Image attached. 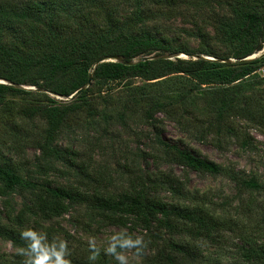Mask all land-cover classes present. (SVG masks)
Listing matches in <instances>:
<instances>
[{"label": "trees", "instance_id": "16d2710c", "mask_svg": "<svg viewBox=\"0 0 264 264\" xmlns=\"http://www.w3.org/2000/svg\"><path fill=\"white\" fill-rule=\"evenodd\" d=\"M21 1H0V110L12 122L9 133L2 128L7 122L0 125V200L9 220H0V239L16 250L0 264H24L26 257L19 250L26 248L27 241L21 238L22 231L40 232L38 227L43 228L44 223L77 210H83L88 228L115 227L127 230L133 239L138 238L136 233L140 235L144 246L139 256L145 257L147 264H200L202 257L194 243L216 241L221 232L237 235L241 242L236 250L239 263L264 264V243L257 244V235L251 238L239 229L236 233L228 219L208 209L205 195L192 193L185 181L160 169L166 165L215 176L226 172L215 162L163 141L164 122L158 118L164 115L182 133L218 150H224L223 143L228 145L232 140L244 149H255L249 137L236 133L234 122L245 120L264 132V104L253 96L255 86L264 85L257 73L264 66V56L248 60L264 51V0H218L227 12L217 19L214 37L199 32L197 49L149 33L136 34L134 28L145 24L148 16L141 1L135 0L134 22L129 17L121 22L113 17L110 5H99L106 7V15L97 14L92 24L100 18L102 21L93 27L81 23L74 30L71 24L56 23L59 15L71 12L72 0ZM80 1L86 6L94 4L92 0ZM9 34L18 35L17 40L8 38ZM210 40L224 50L218 53ZM184 54L188 58L181 57ZM104 58L112 60L98 63ZM90 77L92 83L88 85ZM136 80L142 85L135 86ZM113 83L126 86L127 96L118 100L119 108L99 111L90 94H102V87ZM195 93L205 115L191 100ZM11 97L22 101L21 106H11L7 100ZM99 97L103 104L112 101ZM80 111L97 117L96 121L77 117ZM192 115L193 120L188 118ZM207 117L212 119L208 126L199 124ZM35 120L45 124L40 132ZM79 124L96 133L99 129L107 132L112 126L150 127L159 147L154 146L149 156L159 167L150 173H133L116 193L90 188L96 177L89 155L94 147L89 139L81 141L82 149L60 145V140L73 134ZM29 147L40 156L33 165L21 167L12 153L23 155ZM61 172H66L64 176L73 174L78 184L75 180L59 185L51 179L52 173ZM227 176L251 193L261 188L255 178L240 180L234 172ZM15 195L22 199L20 209L12 206ZM44 230L42 234L49 241L57 240ZM92 251H72L69 259L72 264H117L105 254L90 261Z\"/></svg>", "mask_w": 264, "mask_h": 264}, {"label": "rangeland", "instance_id": "374dc122", "mask_svg": "<svg viewBox=\"0 0 264 264\" xmlns=\"http://www.w3.org/2000/svg\"><path fill=\"white\" fill-rule=\"evenodd\" d=\"M1 1V0H0ZM17 2V0H14ZM25 1V4L29 0ZM92 6H86L82 1L72 0L70 4L71 12L67 15H59L60 18L56 23L69 26L72 25L73 30L81 23L92 24L97 14L102 15L106 7H112V15L119 21H124L125 18H130L134 22L133 9L137 2L135 0H92ZM141 1L144 9L148 12L147 22L143 25L136 26L134 31L140 35L142 33H149L156 37H163L174 40L176 44H187L190 49H197L200 45L199 32L205 36L214 37V25L217 19L221 18L227 11L222 9L218 0H137ZM96 4V6H94ZM171 9V10H169ZM169 10V11H168ZM59 14V13H57ZM103 14V16H105ZM154 15V16H152ZM171 15V16H170ZM170 16V17H169ZM102 18L96 20L101 22ZM92 24V27L96 23ZM66 23V24H65ZM70 35H74L72 32ZM18 35L9 34L8 38L12 41L17 40ZM31 40L30 38H26ZM211 46H214L218 53H221L224 48L220 44H215L210 40ZM261 55L258 54L257 56ZM188 58L187 55H182ZM256 59V58H255ZM260 77V76H259ZM262 78V77H260ZM264 79V78H263ZM93 85V84H92ZM141 86L142 82L135 81V86ZM256 92L254 97L264 104V85L255 86ZM27 90L35 91L34 87H25ZM251 89L246 92L250 93ZM51 97H55L51 93L42 92ZM100 94L94 91L90 94L91 101L96 104L97 109H113L118 106V100L123 96L126 97L128 88L122 83H113L103 86ZM103 95L106 99H111L106 104H103ZM198 93H195V99H191L201 115H205L202 110L204 107L202 101L196 100ZM120 96V97H119ZM61 100L60 98H57ZM126 99V98H123ZM9 104L14 107H19L22 101L18 98L11 97L7 99ZM124 101V100H123ZM260 104V103H259ZM261 104V105H262ZM1 109V107H0ZM77 117L85 118L89 121H96L97 117H88L84 112H78ZM158 118L163 120L161 138L163 141L170 144H177L183 149H187L204 159L215 162L225 169L224 175H201L191 171H184L179 167L161 166V170L177 175L187 183L188 189L198 196L205 195L206 206L212 212L221 217L228 219L236 228L243 231L245 235L254 238L257 244L264 243V132L263 129L251 125L245 120H236L234 122L235 131L242 138L249 137L255 149H244L239 142L232 140L230 144L223 143L224 150H218L210 144L199 143L186 134L182 133L179 126L175 123L165 119L164 115H158ZM193 120L194 116H188ZM15 119H19L16 117ZM4 122H7L5 127ZM212 119L207 117L202 118L199 124L208 126ZM38 126V131L45 127V124L40 120H35ZM0 125L5 132H12V122L8 120L7 115L0 110ZM37 131V130H33ZM40 132V131H39ZM89 139V142L94 147V150L89 154L92 156L90 163L95 168L94 176L96 182L89 183L90 188L93 186L102 190L107 189L111 193H116L122 190L128 181V178L133 173H150L156 171L159 165L154 163L149 155H152L153 149H158L153 131L150 127L140 125L139 127L132 126L130 129H123L120 126H112L109 131L101 129L96 133L93 129L86 130L83 124H79L75 128L73 134H68L60 140L62 147L70 145L76 149H82V140ZM82 145V146H81ZM7 153L6 155H8ZM12 158L16 164L21 167L31 166L40 156V152L32 147L25 150V153L18 155L12 153ZM5 155V157H7ZM21 156L20 157H17ZM61 167V165H59ZM234 172L238 174V179L249 180L255 178L261 188L257 191L250 192L249 189L244 188L240 183L235 182L229 173ZM52 173L53 179L59 185H66L69 182L75 181L77 178L71 174L64 176ZM99 181V182H98ZM78 181H75V185ZM165 198L172 199L171 195L164 194ZM21 197L14 196L11 201L12 206L17 209L21 208ZM83 210L73 211L60 219L53 220L43 224L44 229H48L49 235L55 237L57 240H64L67 242L68 249L72 251H92L90 243L95 246V249L100 250V255L104 254V249L109 246L111 238L114 235L127 233V230H120L115 227H108L103 230L98 229L97 225L88 228L87 220L82 215ZM5 207L0 200V220H6ZM93 224V223H92ZM41 233H45L43 228H40ZM260 231H263L258 235ZM136 236L139 237L136 233ZM216 241L203 239L194 244L200 251L202 262L200 264H241L238 262V255L236 250L241 244L237 240L235 232H221L217 234ZM129 259V264H147L143 262V258L138 256L135 251L128 249L123 251ZM16 253L15 248L8 241L0 239V262L10 258V255Z\"/></svg>", "mask_w": 264, "mask_h": 264}, {"label": "clouds", "instance_id": "9594fccd", "mask_svg": "<svg viewBox=\"0 0 264 264\" xmlns=\"http://www.w3.org/2000/svg\"><path fill=\"white\" fill-rule=\"evenodd\" d=\"M21 238L27 241L26 248L19 250L20 254L26 257L24 264H72L71 259H69L70 250L68 249L66 241L55 239L49 241L46 234H42L33 229L22 231ZM143 246L141 238L133 239L131 236L121 233L114 235L111 238L109 246L103 251L105 255H111L117 264H129V259L123 250L135 248L139 256ZM90 248L93 251L88 259L95 261L100 255V250L95 249V246L91 243Z\"/></svg>", "mask_w": 264, "mask_h": 264}, {"label": "water", "instance_id": "95a60500", "mask_svg": "<svg viewBox=\"0 0 264 264\" xmlns=\"http://www.w3.org/2000/svg\"><path fill=\"white\" fill-rule=\"evenodd\" d=\"M263 56H264V52L261 53V55H259V56H257V55L251 56V58L249 60H252V59H255V58H260V57H263ZM181 57H184V56H181ZM111 60H112L111 58H104V59L99 60L98 63L107 62V61H111ZM115 60H119V58H115ZM91 83H92V77L89 78L88 85H91ZM84 89L85 88H83L82 90H84ZM76 95H77V93L75 95L71 96L70 99H72Z\"/></svg>", "mask_w": 264, "mask_h": 264}, {"label": "built area", "instance_id": "2783aa9c", "mask_svg": "<svg viewBox=\"0 0 264 264\" xmlns=\"http://www.w3.org/2000/svg\"><path fill=\"white\" fill-rule=\"evenodd\" d=\"M257 73L262 77L264 78V66H262L258 71Z\"/></svg>", "mask_w": 264, "mask_h": 264}]
</instances>
